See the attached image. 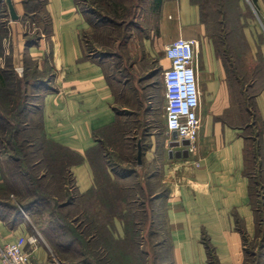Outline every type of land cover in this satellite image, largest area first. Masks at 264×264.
<instances>
[{"label":"crops","instance_id":"crops-1","mask_svg":"<svg viewBox=\"0 0 264 264\" xmlns=\"http://www.w3.org/2000/svg\"><path fill=\"white\" fill-rule=\"evenodd\" d=\"M149 1L138 44L145 72H150L140 79L145 87V126L134 127L129 136L137 149L141 139V164L155 166L163 183L168 252L161 264H242L239 235H257L252 174L247 170L250 108L234 102L228 66L207 33L199 3L161 0L156 5L155 0ZM37 2L39 8H32ZM6 9L0 16V71L8 59L13 69L23 65L27 72H37L30 73L33 82L27 81L38 95L37 115L45 139L67 153L77 193L89 194L101 175L113 177L103 148L122 120L106 58L89 48L92 22L77 0H9ZM37 11L48 16L49 30L32 41L26 31L27 13ZM180 36L197 40L200 127L191 149L170 145L173 131L160 129L166 113L163 72L171 63L165 47ZM256 46L264 57L261 43ZM253 86V125L258 127L260 148L257 175L264 185V86L258 82ZM137 98L133 96L132 101ZM153 112L159 114L156 122ZM184 149L188 156H178ZM136 161L140 164L137 150ZM4 180L5 167L0 162V191H4ZM1 197L2 192L0 242H20L32 250V264H58L57 252L25 218L22 208ZM121 226L115 221V238L124 236ZM35 233L41 238L31 244L27 238Z\"/></svg>","mask_w":264,"mask_h":264},{"label":"rangeland","instance_id":"rangeland-1","mask_svg":"<svg viewBox=\"0 0 264 264\" xmlns=\"http://www.w3.org/2000/svg\"><path fill=\"white\" fill-rule=\"evenodd\" d=\"M1 1L2 5H8L7 0ZM196 1L201 7L207 33L228 66L235 104L250 108L247 170L252 174L255 205L264 210V185L257 175L258 127L253 125L252 109L253 84L258 82L259 86H264V57L256 46L261 43L264 49V0L259 3L252 0ZM79 3L93 25V32L87 36L89 48L106 58L107 73L115 86L122 114L121 122L111 131L103 148L113 177L101 175L93 192L77 193L69 165L63 159L67 153L53 147L43 134L37 115L38 95L30 86L34 81L30 73L37 72L33 69L27 72L24 67L23 73H19L9 68L15 78L22 79L19 84L22 88H16V95L25 98L27 108L25 122L19 121L21 147L16 152L15 162L9 148L0 150V162L5 167L1 199L23 208L25 218L49 241L60 261L64 257L70 264H161L168 252L163 183L156 175L155 166L137 163L136 142L129 136L134 127L145 126V87L140 79L150 72H145V60L138 44L149 15L150 1L79 0ZM39 6L37 2L32 8ZM47 22L44 12L31 13L27 19L28 38L37 39L47 34ZM2 63L5 68L10 67L8 59ZM1 92L2 88L0 108L5 116L12 118L10 102ZM136 95L139 98L134 103L132 98ZM158 115L153 112L154 122ZM164 128L167 129L166 117L160 123V129ZM262 218L259 233L254 238L239 235L237 245L246 264H264L262 251L257 262L260 244L264 243V212ZM115 221L122 225L124 236L115 238ZM39 233L35 234L40 239ZM60 241L64 243L63 248ZM85 256L86 262H83Z\"/></svg>","mask_w":264,"mask_h":264},{"label":"built area","instance_id":"built-area-1","mask_svg":"<svg viewBox=\"0 0 264 264\" xmlns=\"http://www.w3.org/2000/svg\"><path fill=\"white\" fill-rule=\"evenodd\" d=\"M196 44V39L184 36L167 43L165 53L171 63L163 72L167 129L176 131L180 139H188L190 149L200 127ZM15 69L23 73L24 66L18 65ZM27 240L36 244L39 237L32 234ZM0 264H32V250L20 242H0ZM58 264H61L59 260Z\"/></svg>","mask_w":264,"mask_h":264},{"label":"trees","instance_id":"trees-1","mask_svg":"<svg viewBox=\"0 0 264 264\" xmlns=\"http://www.w3.org/2000/svg\"><path fill=\"white\" fill-rule=\"evenodd\" d=\"M253 2L255 3H259L258 1L259 0H252ZM40 2V1H38ZM78 4L79 3V0H77ZM161 2V0H155L154 3L156 5H158L159 3ZM3 2L0 0V16L5 13V11H7V6L6 5H2ZM202 13V11H201ZM27 16H30V13H27ZM29 40H36V39H29ZM9 68H12V67H8V68H5L3 70L0 71V88H2V92L1 93H4L5 96H6V99L10 102L8 104V106H11L12 108L9 110V114H12V118L10 117H7L4 115V110L0 108V150L4 151V150H7V148H9L10 150V154H12L11 159L15 162V158H16V152L18 150L19 147H21V143H19V132L20 131V128L18 127L19 126V121L20 122H25V112H26V108H27V104H26V100L25 98H22V95L18 96L16 95V91H17V87L19 86V84H21V81L22 79H18V78H15V75L12 71H9L8 69ZM20 88H22V86H19ZM25 90V89H24ZM14 95H16V99L14 98ZM2 96L0 95V98ZM24 132V131H23ZM21 133V134H24V133ZM21 137H23L21 135ZM26 139V135L24 134V137H23V140ZM65 159V163H67V158H63ZM68 165V163H67ZM19 170L21 171V168L19 167ZM21 173V172H19ZM27 172H24V174H26ZM71 175V174H70ZM71 180L73 182V179H72V175H71ZM73 185V184H72ZM34 194L37 193V191H34L33 192ZM264 196V195H262ZM253 203H254V206H255V209H256V224H257V235L259 233V226L260 224L262 223V216H263V212L264 210L260 209V207L256 206L255 205V202H254V199H253ZM16 208H19V207H16ZM23 210V208L21 209ZM23 213V212H22ZM238 226H239V231H244L243 229L241 230V226H240V223H238ZM243 235H245L244 233H242ZM246 236V235H245ZM63 241H60V246L63 248ZM260 248L261 250L259 251L258 253V259H257V262H259V259H260V256H262V252L263 251V248H264V243H261L260 244ZM64 252H66V250L64 249L63 250ZM262 251V252H261ZM83 253V252H82ZM83 255H85V253H83ZM84 260L83 262H86V256L83 257ZM61 262L62 264H70L68 263V261H66L63 258H61ZM242 264H246L244 261H242Z\"/></svg>","mask_w":264,"mask_h":264},{"label":"water","instance_id":"water-1","mask_svg":"<svg viewBox=\"0 0 264 264\" xmlns=\"http://www.w3.org/2000/svg\"><path fill=\"white\" fill-rule=\"evenodd\" d=\"M9 2V0H7ZM11 14L15 17L16 14L14 13V11H11ZM173 143H171L170 145L172 146H187L190 141L188 139H183V138H179L178 135H177V132L176 131H173ZM137 146H138V149H137V159H138V162L141 164L142 163V156H143V152H144V148H143V144L141 142V139L138 141L137 143ZM172 155H173V151H172ZM178 156H188V150L187 149H184L182 151H179L178 152Z\"/></svg>","mask_w":264,"mask_h":264}]
</instances>
